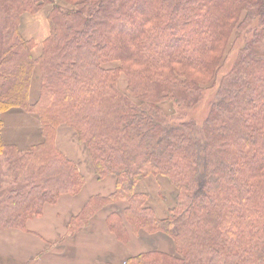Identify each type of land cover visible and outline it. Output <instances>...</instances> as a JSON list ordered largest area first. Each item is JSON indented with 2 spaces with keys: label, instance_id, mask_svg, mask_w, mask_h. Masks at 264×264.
Here are the masks:
<instances>
[{
  "label": "trees",
  "instance_id": "16d2710c",
  "mask_svg": "<svg viewBox=\"0 0 264 264\" xmlns=\"http://www.w3.org/2000/svg\"><path fill=\"white\" fill-rule=\"evenodd\" d=\"M45 7L49 36L34 59L20 17ZM0 17L1 229H23L44 205L82 188L55 145L65 125L98 179L116 177L114 193L90 199L69 233L125 201L133 228L168 235L176 251L127 264H264V0H0ZM234 33L241 46L202 123L168 121L160 104L194 110ZM35 67L39 93L30 103ZM12 109L38 117L41 143L21 152L3 142L1 115ZM156 175L177 191L163 220L135 193Z\"/></svg>",
  "mask_w": 264,
  "mask_h": 264
},
{
  "label": "crops",
  "instance_id": "0c3cea01",
  "mask_svg": "<svg viewBox=\"0 0 264 264\" xmlns=\"http://www.w3.org/2000/svg\"><path fill=\"white\" fill-rule=\"evenodd\" d=\"M49 7L35 15L20 17L19 32L33 42L32 57L37 59L43 41L49 36L46 16ZM39 72L34 69L29 101L34 103L39 93ZM1 137L5 144L24 152L42 142L37 116L12 109L1 115ZM55 145L72 161L84 184L78 193L61 195L54 204H46L42 213L32 217L23 229L0 228V264H127L144 254L176 257L173 240L162 232L147 233L133 228L125 218L128 203L119 201L97 209L85 221H78L74 233L68 229L88 201L105 198L115 191L116 177L98 179L86 148L78 143L75 132L65 125L56 130ZM135 193L147 196L145 207L163 220L174 208L177 191L163 176H148L135 186Z\"/></svg>",
  "mask_w": 264,
  "mask_h": 264
},
{
  "label": "rangeland",
  "instance_id": "374dc122",
  "mask_svg": "<svg viewBox=\"0 0 264 264\" xmlns=\"http://www.w3.org/2000/svg\"><path fill=\"white\" fill-rule=\"evenodd\" d=\"M1 23H2V19L0 17V25ZM235 39H236V33H234L231 37L230 44L228 46L229 53L226 55L225 61L223 62L221 69H219V71L217 72L213 85L212 83H210L204 87L205 91L203 94V100L194 110H192L191 112L185 111L181 108L173 107L172 104L169 102L160 104L161 110L165 114H167V116H169L168 121H170L171 123H177L182 120H188L189 118H193L198 124L202 123L205 115L207 114V111L209 110L208 108L209 103L211 102L213 94L215 93L217 83L219 82L220 78L230 70L236 58L237 50L241 46L242 42L235 41ZM2 47H4V45L2 44L0 40V49ZM116 66H119L118 62L111 63L107 65L106 67L112 68ZM8 67H11V66H8ZM35 69H37V67H35ZM117 85L120 91L125 90L127 82H126V78L123 75H120ZM3 192L4 194L7 193L6 190L0 191L1 194H3Z\"/></svg>",
  "mask_w": 264,
  "mask_h": 264
}]
</instances>
